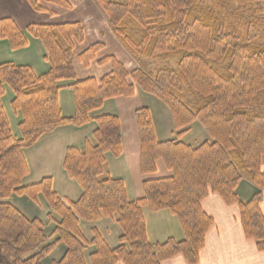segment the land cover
Wrapping results in <instances>:
<instances>
[{
	"label": "trees",
	"instance_id": "1",
	"mask_svg": "<svg viewBox=\"0 0 264 264\" xmlns=\"http://www.w3.org/2000/svg\"><path fill=\"white\" fill-rule=\"evenodd\" d=\"M36 12H45L41 3L70 9L65 0H26ZM252 0H96L111 31L135 59H163L175 68H161L150 77L143 70L127 72L114 57L99 64H110L111 71L99 81H75L74 115L65 119L57 102L61 81L75 80L73 48L83 42L80 24L29 25L25 31L39 40L46 52L49 71L37 77L28 67L0 65V100L6 84L13 93L10 105L19 111L20 140L10 132L0 101V264H42L58 244L65 247L54 264H86V246L94 248L90 264H163L182 257L187 264H198L205 236L213 220L201 209L210 195L227 206H237L244 238L264 252V217L260 204L264 191V32L259 36L257 7ZM245 5V6H244ZM226 10V13H224ZM258 24V25H257ZM0 40L12 51L26 47L23 32L13 20L0 19ZM102 45L95 44L79 56L85 67L95 60ZM134 86L155 97L170 111L176 130L197 121L213 141L193 149L176 141L155 139L149 111L134 112L138 135L141 175L154 174L162 160L172 176L142 183V198L128 201L124 184L107 172L104 155H121V129L114 116L95 120L94 146L83 152L69 147L62 168L81 189L75 202L64 203L52 189L51 178L22 187L28 174L22 150L33 146L44 134L62 126L82 127L89 114L114 98H130ZM184 100V101H182ZM182 131L180 135H182ZM245 177L258 193L246 204L240 203L236 188ZM41 195L52 214L58 216L48 244L43 223L26 218L9 203L12 196H25L36 203ZM168 210L183 233V240L169 239L162 244L147 241L142 209ZM117 217L121 231L118 246L110 249L92 231L86 243L80 222H96ZM52 221L51 215L47 217Z\"/></svg>",
	"mask_w": 264,
	"mask_h": 264
},
{
	"label": "crops",
	"instance_id": "2",
	"mask_svg": "<svg viewBox=\"0 0 264 264\" xmlns=\"http://www.w3.org/2000/svg\"><path fill=\"white\" fill-rule=\"evenodd\" d=\"M65 1L70 4V9L41 3L46 9L42 13L34 11L26 0H0V19L13 20L23 32L27 42L25 48L12 51L7 41H0V65L9 63L18 67H28L37 77L46 74L50 66L45 61V49L39 40L27 34L26 27L29 25L80 24L84 33L83 42L76 44L72 53L75 80L57 83L59 87L57 102L61 116L68 119L74 115L73 93L69 87L75 81L86 79L99 81L110 73L111 65L99 64V61L107 57H114L127 72L144 69L145 66L139 59L132 57L115 38L96 0ZM95 44L102 45V49L95 55V60L85 67L80 63L79 56ZM5 90L9 96L7 99L5 96L1 99V105L9 122L12 137L18 140L20 138L18 125L22 121V115L20 112H11L9 106L13 95L9 89L5 88ZM134 90V95L130 98L119 97L105 101L100 109L89 114V121L84 126L79 128L58 127L53 132L41 136L33 146L23 149L22 155L28 168V174L21 180V186H30L43 178H51L53 191L64 203L77 201L81 196V189L74 180L68 178L62 168L65 151L72 147L83 152L86 143L94 146L93 132L97 128L95 120L101 116H114L119 121L121 155L114 158L110 153H106L104 160L109 176L123 182L127 199L130 202L142 198V183L144 181L172 176L162 160L155 163L154 174H140V147L134 121L136 110L146 108L149 111L155 139L159 143L176 141L195 149L203 143L211 144L213 142L197 121L184 129L176 130L171 113L163 103L145 94L137 86H134ZM182 131L184 133L179 136ZM261 170L264 173V165ZM235 193L240 203L246 204L258 193V189L243 176ZM13 198L15 199L13 200ZM13 198L9 202L26 218L37 219L44 225L46 224L47 217L51 215V212L41 195L37 197L36 203L26 198H17L18 200L16 197ZM200 206L202 211L212 218L214 224L205 236V244L200 252L198 264H264V252H257L254 243L244 238L237 206H227L215 195L205 198ZM260 210L264 217V191ZM142 213L146 224V238L149 243L162 244L169 239L176 242L183 240L179 223L169 211L151 213L147 208H144ZM52 218L54 222L51 231L55 228V222L59 221L58 216L52 215ZM116 220L117 217L113 216L112 218H101L97 222H80L79 231L84 241L89 243L93 236L92 231L95 230L107 246L114 249L118 246V239L121 236ZM62 246V244L57 245L49 257L57 258V255L63 252ZM85 252L89 259L94 248L88 246ZM85 254L84 259H86ZM163 264L187 263L178 256Z\"/></svg>",
	"mask_w": 264,
	"mask_h": 264
},
{
	"label": "rangeland",
	"instance_id": "3",
	"mask_svg": "<svg viewBox=\"0 0 264 264\" xmlns=\"http://www.w3.org/2000/svg\"><path fill=\"white\" fill-rule=\"evenodd\" d=\"M110 1H113V2H123L124 0H110ZM245 5L249 8V9H252L253 7H257V11H258V13H257V15H256V19H257V17L259 18V19H261L259 22V29H258V33H254L253 35H257V36H259L260 35V33H262V32H264V0H252V2L251 3H245ZM244 5V6H245ZM225 12L224 13H226V10H224ZM103 13V12H102ZM103 15H104V13H103ZM105 16V15H104ZM106 18V17H105ZM258 25V24H257ZM0 41H5V40H0ZM27 46V45H26ZM143 64H144V69H141V70H143L148 76H150V77H152L155 73H156V71L158 70V69H161V68H164V67H166V68H171V69H174L175 68V62L174 61H172V60H163V59H147V58H140L139 59ZM5 88H7V89H9L10 90V92L12 93V91H11V89H10V87L8 86V85H4L3 86V96L1 97V99L5 96L6 97V99H7V96H9V93H7V91L5 90ZM146 94V93H145ZM12 95H13V93H12ZM151 96V95H150ZM153 97V96H152ZM14 98V97H13ZM13 98H12V100H13ZM155 98V97H154ZM1 101V100H0ZM182 101H184V100H182ZM10 107V109H11V112L12 113H16V112H13V110H12V108H11V105L9 106ZM17 112H19V111H17ZM5 114V113H4ZM5 118H6V116H5ZM6 120H7V118H6ZM7 123H8V126H9V129H10V125H9V122H8V120H7ZM18 131H19V129H18ZM10 132H11V130H10ZM19 134H20V132H19ZM12 135V134H11ZM21 138V137H20ZM20 138L18 139V140H20ZM16 140V139H15ZM13 197H16V199L18 198V199H21V198H26V199H28L27 197H25V196H21V197H17V196H12V197H10V198H8L7 200H2L1 202H3V203H9V204H11L9 201H10V199L11 198H13ZM15 198H13V200H14ZM17 199V200H18ZM29 200V199H28ZM29 201H31V200H29ZM32 202V201H31ZM34 203V202H33ZM69 203V202H68ZM67 204V203H66ZM12 205V204H11ZM144 209V208H143ZM143 209H142V211H143ZM148 209V208H147ZM149 210V209H148ZM150 211V210H149ZM160 211H163V210H160ZM160 211H158V212H160ZM168 211V210H167ZM151 212V211H150ZM151 213H157V212H151ZM52 215L54 216L55 214H52L51 213V218H52ZM142 215H143V213H142ZM55 216H57V215H55ZM173 216V215H172ZM174 217V216H173ZM143 219H144V217H143ZM101 220V219H100ZM99 221V220H98ZM54 222V220H53V218H52V221H49V219H47V222H46V224L44 225V227H45V234H46V236L49 238V241H48V244H50V243H53L55 240H56V238L55 237H52L51 235H52V232L53 231H51L52 230V228H51V226H52V223ZM97 222V221H96ZM144 222H145V220H144ZM85 224V223H84ZM180 226V225H179ZM53 227V226H52ZM119 227V226H118ZM145 232H146V224H145ZM58 245H60V244H58ZM88 246H86L85 248H87ZM56 248V247H55ZM62 249H63V252L62 253H60L59 255H57L58 257L57 258H55V259H53V258H50L49 257V255L46 257V258H44L43 259V261H42V264H54L55 262H57V261H59L61 258H62V256H63V254H64V252H65V247L64 246H62ZM86 253V252H85ZM84 253V254H85ZM85 257H86V259H85V261H87V262H85L86 264H90V261H89V259H88V257H87V253L85 254ZM89 261V262H88Z\"/></svg>",
	"mask_w": 264,
	"mask_h": 264
}]
</instances>
